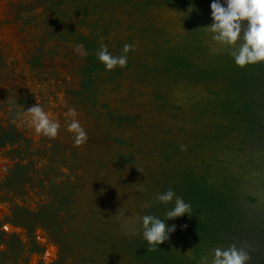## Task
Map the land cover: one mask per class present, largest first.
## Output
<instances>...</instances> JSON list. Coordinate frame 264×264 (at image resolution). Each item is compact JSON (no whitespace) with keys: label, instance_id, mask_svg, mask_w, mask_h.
<instances>
[{"label":"rangeland","instance_id":"obj_1","mask_svg":"<svg viewBox=\"0 0 264 264\" xmlns=\"http://www.w3.org/2000/svg\"><path fill=\"white\" fill-rule=\"evenodd\" d=\"M181 19L166 3L140 10L122 0H0V135L11 134L0 147V264H134L127 242L142 237L146 201L163 191L169 171L186 165L238 174L253 198L240 201L237 229L214 247L246 240V264L264 259V127L248 137L228 131L213 105L196 107L208 97L203 83L170 86L145 69L159 65L158 45L185 34ZM85 38L113 55L135 45L126 67L92 70L89 89ZM205 46L228 47L211 33ZM37 102L59 120L55 138L29 125L24 109ZM68 108L88 134L80 146L65 130ZM216 120L223 128H214ZM173 144L180 150L169 154ZM15 167L19 180L2 186ZM13 211L23 230L6 225Z\"/></svg>","mask_w":264,"mask_h":264},{"label":"trees","instance_id":"obj_2","mask_svg":"<svg viewBox=\"0 0 264 264\" xmlns=\"http://www.w3.org/2000/svg\"><path fill=\"white\" fill-rule=\"evenodd\" d=\"M122 1L132 2L140 10L166 3L182 12V19L178 20L177 25L183 28L185 34H179L180 40L176 43L167 39L166 46L158 45L155 55L159 65H145L146 70L161 73L170 86L179 80L203 83L208 87V97L199 100L196 107L203 111L201 109L206 110L213 105L228 131L244 129L248 137L256 133L258 128L264 127V62L238 67L228 54V47H222L218 54L208 51L205 40L209 32L205 25L212 22L211 0ZM82 40L88 50L83 85L89 89L92 86V70L103 68L104 65L96 58L99 47L93 39ZM158 96L163 101L167 99L164 94L158 93ZM214 128L219 130L223 126L217 121L214 122ZM219 136L220 133L216 132L212 139L219 140ZM179 150V146L173 144L169 154ZM166 152L164 156L171 159ZM198 167L186 165L179 169L175 166L168 172L165 178L169 182L163 191L174 189L177 195L191 204V210L189 214L166 221L168 225H176L175 231L154 251L149 249L142 237L129 240L128 246L135 253L134 264H199L202 255H209L214 246L223 242L225 233L237 229L240 223L238 205L240 201L253 197L242 191L237 173L214 172L210 165ZM173 206L174 201L160 203L153 195L146 201L144 211L166 219V211ZM182 245L187 246V252L182 250ZM259 264H264V259Z\"/></svg>","mask_w":264,"mask_h":264},{"label":"clouds","instance_id":"obj_3","mask_svg":"<svg viewBox=\"0 0 264 264\" xmlns=\"http://www.w3.org/2000/svg\"><path fill=\"white\" fill-rule=\"evenodd\" d=\"M209 7L212 22L205 25V28L211 33V41L215 45L228 46V54L238 67L264 62V0H211ZM80 47L77 45L78 49ZM134 48V44L126 43L122 54L113 55L108 46L101 43L96 58L106 71H112L116 67L127 66V53ZM211 51L218 54L221 47L212 46ZM24 114L37 135L48 138L57 136L61 128L59 120L53 119L51 112L46 111L39 102L24 109ZM64 116L65 130L72 134L74 145L86 143L88 134L76 119V109L68 108ZM184 147L182 145L181 149ZM155 199L164 204L174 201V206L166 211V219L153 214L139 217L142 238L153 251L175 231L176 225H168L166 221L189 214L191 210V204L185 202L172 188L156 193ZM247 248L246 240L239 247L235 243L227 247L217 246L211 249L210 255H202L199 264H246L251 259Z\"/></svg>","mask_w":264,"mask_h":264},{"label":"flooded vegetation","instance_id":"obj_4","mask_svg":"<svg viewBox=\"0 0 264 264\" xmlns=\"http://www.w3.org/2000/svg\"><path fill=\"white\" fill-rule=\"evenodd\" d=\"M9 137H11V134H9V133H7V134H4V135H0V147H3L5 144H6V142L8 141V139H9ZM19 168L20 167H15V170H9V172H8V174L6 175V177H5V182H3L2 183V186H6L7 184H10L11 182H14V180L17 182L19 179H18V177H19V173H20V171H19ZM3 205H4V203H3ZM2 205V203H0V207H3V208H5L6 206H3ZM15 216H17V213L15 212V211H13V217L12 218H8V220H7V222H6V225L9 227V228H13V229H16V228H18V229H21V230H23L24 229V225L23 224H20L15 218H17V217H15ZM50 244H54V243H50ZM9 248H11L12 247V244L10 243V241H9ZM54 246H55V248H56V250H55V254H54V256L56 257L57 255H56V252H57V246L54 244ZM8 251V250H7ZM7 251H5V252H3V256L5 257V256H7L6 254H7ZM38 255H35L37 258H38V261H39V255H40V253H37ZM46 254V252H43V255L42 256H44ZM53 256V257H54ZM0 258H1V256H0ZM8 258V257H7ZM3 257H2V261H3ZM51 259V258H50ZM41 261V263H44L43 261V259L42 260H40ZM5 262V261H4ZM50 264H54L53 262H51Z\"/></svg>","mask_w":264,"mask_h":264},{"label":"bare ground","instance_id":"obj_5","mask_svg":"<svg viewBox=\"0 0 264 264\" xmlns=\"http://www.w3.org/2000/svg\"><path fill=\"white\" fill-rule=\"evenodd\" d=\"M48 251L50 252L49 257H51L54 254L55 249H54V247H51Z\"/></svg>","mask_w":264,"mask_h":264}]
</instances>
